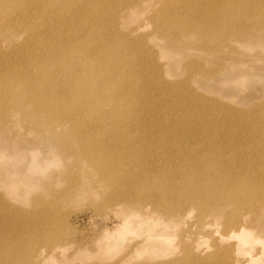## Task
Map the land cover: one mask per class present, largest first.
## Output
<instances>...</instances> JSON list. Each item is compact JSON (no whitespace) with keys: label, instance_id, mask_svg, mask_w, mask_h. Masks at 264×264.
I'll list each match as a JSON object with an SVG mask.
<instances>
[{"label":"rangeland","instance_id":"1","mask_svg":"<svg viewBox=\"0 0 264 264\" xmlns=\"http://www.w3.org/2000/svg\"><path fill=\"white\" fill-rule=\"evenodd\" d=\"M32 1V8L39 9V14H42L36 23L30 25L32 31L29 34L34 44H41L38 34L42 31L47 34L43 33L42 38L52 36L48 35V28L40 23L47 16V10H58L63 17L71 15V11L60 7L62 0H53L54 6L44 9L40 8L43 7V0ZM78 1L81 5L84 2L89 4L90 13L62 20L63 24L58 29L62 37L58 32L57 39H64V42L73 45L72 49L76 52L105 42L106 52H100L96 61L87 63L88 68L95 67L100 75L105 73L104 76L111 80L110 89L120 99L126 96L129 87L134 84L139 87L132 91V96L141 97V101L130 99L128 105L119 111V118H109L110 122L114 119L136 123L141 119L150 122L152 125L149 128L152 129L163 126L165 132L157 135L153 144L157 141L169 146L179 144L200 160L203 159L202 154L190 150L195 144L205 150L209 148L213 156L208 159L219 157L224 151L229 154V161L234 159L230 154L233 151L237 156L249 158L259 167L257 172L253 170L250 174L253 178V175L256 176L253 181L258 187L244 188L242 194L252 191L257 200L263 202L264 0L255 1L258 11L254 12L252 19L235 24L224 23L221 30L208 29L203 34L183 24L189 15L185 6L196 5L198 0H151L152 5L144 11L140 5L132 10L130 8L132 3L142 0ZM24 4L23 0H13L11 6L16 9ZM164 9L166 13L171 10L183 17H166ZM98 11L104 21L97 22L95 35L84 36L82 26L87 18L99 17L101 14L97 16ZM116 11L117 14L114 13ZM131 12L135 13L132 14L135 17L131 16ZM136 13L141 16L145 27L139 33L131 32ZM0 17L3 19L2 15ZM165 24L168 28L164 27ZM233 25L238 27L236 31L232 30ZM150 35L158 41V46L150 41ZM25 36L26 33L19 38L14 30L6 29L1 33L3 41L0 47L10 52L13 43H19ZM111 50L113 53L124 51L126 65L121 72L119 67H114L111 73H107L106 67L98 66L100 60L109 57ZM17 51L9 57L18 59V54L21 58L25 55ZM5 56L8 55L0 53V74L6 67L1 65L10 60L9 57L3 59ZM26 57L27 54L23 61L30 67L34 66ZM40 61L44 66L48 64L44 57ZM70 65L76 68L78 64ZM66 68L59 67L58 77L67 73ZM50 69L54 71L57 65L50 64ZM49 73V70L44 73L41 68L24 73L21 79L25 84H14L17 86L13 89V98L8 99L5 108L0 105V264H166L173 260H176L174 264H194L192 255L197 254L199 244L203 248L213 245L217 237L222 238L224 244L235 242L233 237L238 231L225 226L228 219L239 217L235 204L221 209L217 221H214L205 217L208 208H203L204 203L177 198L167 206L170 211L171 206H183L192 212L188 221L175 224L169 218V212L165 213L151 204L148 212L145 209L132 211L145 200L143 193L156 196V190L161 186L167 193L178 191L180 187H174L171 180L179 185L185 184V175L178 174L173 167L167 184L163 165L144 162L139 148L136 150L141 156L124 155L120 164H115L116 152L100 149L108 145L104 139L106 133L102 134V138L100 135L94 137L104 139L103 144L98 145V140L93 139L91 149L85 151L80 147V133L74 120L67 115L58 119L57 112L51 113L57 110L58 103L67 95H63L65 90L63 94H57L63 86L48 81ZM0 78L4 80V77ZM42 78L48 81L47 97L39 99L41 101L30 99L26 95L29 92L27 84ZM134 107H139L142 113L135 114ZM4 110L7 114L2 117ZM109 110H112L110 105H105V111ZM91 119L82 123L93 125L96 120ZM130 135L132 143L143 136L137 132ZM188 142L192 144H186ZM73 145L75 148H70ZM155 147H158V154L163 155V149ZM171 153L169 150L168 155ZM104 173H109L108 182ZM236 174L245 178L243 170H238ZM246 174L250 176L248 172ZM132 180L135 182L132 193L136 198L128 199L131 190L128 191L127 185ZM241 190L235 188L233 192L239 194ZM246 208L251 209L252 236L258 237L264 244V210L252 203H248ZM257 208L258 211L254 210ZM133 213L152 221L171 223L166 231L172 235L173 245L160 250L158 255L153 236L160 231V225H139L138 216L131 218L130 225L134 230L126 234L128 241L135 242L122 249L108 250L106 240L109 238H106L105 228L116 226ZM210 222L219 224V232L215 235H205L201 231L204 223ZM54 232L56 235H53ZM147 237L149 240H146ZM55 244L61 252L55 261L36 256L35 248L48 251ZM162 252L163 256L160 255ZM259 261L264 264V253Z\"/></svg>","mask_w":264,"mask_h":264},{"label":"bare ground","instance_id":"2","mask_svg":"<svg viewBox=\"0 0 264 264\" xmlns=\"http://www.w3.org/2000/svg\"><path fill=\"white\" fill-rule=\"evenodd\" d=\"M23 1L25 4L22 8L17 6L16 9H13L11 6L13 0H0V15L3 16V19L0 17V43L3 41L1 39V33L6 29L14 30L18 37H21L24 33H26V36L22 41L19 43H13V47L10 52H7L0 47V53L7 54L8 56L3 57V59H8L9 55L15 54L14 51L17 49V52L24 53V56L27 54L26 59L29 58L30 62L34 66H28L26 62L23 61L24 56L21 58L18 53V59L11 58V56H13L11 55L9 57V63H3L1 65L2 67L6 65V67L4 68L5 70L2 71L3 74H0V77H4V80H1L2 78H0V105L4 106L5 108L9 102L8 99L10 97L13 98V89L17 86L14 84H25L21 79V76L24 75V73H28L34 68H41L44 73L49 70L50 73L47 75H50V79L48 81L54 84L56 83L59 86H63L61 87L63 88L62 91L58 92L57 94H63L65 90L63 95H67L65 100L58 103L57 110L50 112H57L58 119L60 117V119H62L64 115H67L74 120V123H76V128H78L77 131L80 133V135L78 134V138L81 140L79 143L81 144V148L84 150L86 149L85 151H89L91 149L90 143L92 144L94 137L100 135L102 138V134L105 135L106 133L104 139L107 141L108 145H103L100 149H112L115 151L117 155L115 164H120L124 155L136 154L137 156H141V153L143 152L142 160L144 162H159L163 165L167 184H169L168 179L170 178L168 177L173 167L178 174L182 173L185 175V184L179 185L175 180H171V183L174 187H180L178 191H175L174 193H167L164 189V186H161L156 190V196H150L143 193L142 196L145 198V200L140 202L141 204L137 206L138 209H131L132 211H142L145 209L144 211L148 212L149 205L151 204L156 208H161L165 213L169 212L168 216L173 221L172 223L175 224L188 221L191 217L190 214L192 211L189 208H184L183 206L176 208L171 206L170 211L167 206L171 205L169 203L170 201H174V199L180 198L182 200H186L187 202L197 201L204 203L205 205L203 208H208L206 209L207 214H205V217L214 221H217L216 218L219 217V214H221V209L233 206V204H235L239 210V217L233 220L228 219L225 224L226 229L238 231V234L234 235L233 237L235 242H232L231 244H224L225 241L222 238L217 237L213 245H207L203 248V246H201L202 244H199L196 249L197 254L192 255L193 263L263 264L262 261H259V259L264 253V244H261V242L258 240V237L252 236L251 228L253 227V223L250 222L249 217V212L251 209H247L246 206L248 203H252L253 206L258 205V208H262L264 210V201L260 202V199L257 200L252 191L250 193L242 194L244 188L253 187L256 189L258 187L257 182L253 181L257 179L256 176L253 175L255 177L253 178L250 175L252 174L253 170L255 172L258 171V164L253 163V161H250L249 158L237 156L234 151L230 153L234 156L232 161L227 159L229 154L226 151L222 152L219 157L208 159L209 157L213 156L211 155L212 153L209 151V148L205 150L203 148L197 147L195 144L191 146L190 150L192 152L202 154L203 159L200 160L199 158L189 154L186 149L181 148V145L179 144L169 146L166 143L159 141L153 144L154 138L157 135H160L161 132H165L163 126H158L159 129H152L149 128V125H152L150 122H147L146 120L141 121V119L136 123L132 120L114 121V119H112L110 122L109 118H119V111H122V108L128 105L130 99H134L138 102L141 101V97H136L135 95L132 96V91L139 89L138 84H134V86L129 87L124 98H118L116 96L117 94H113L114 91L110 89L109 82L111 80L108 79L107 76H104L105 73L101 75L97 74L95 67L88 68L86 65L89 62L96 61L97 55L100 52H106V46L104 44L105 42H102L97 47H90L91 45H89L86 49L76 52L74 49H72L73 45L64 42V39H57V37L59 38V34L62 37L60 31L58 30L63 24L62 20L71 19L75 15L76 18H79L82 15L84 16L85 12L88 14L90 11V5L84 2L82 3V6L78 0H62L60 7L68 8V10L71 11V15H66L64 17L61 16V12L58 10H52L51 8L47 10V16L44 17L40 23L41 25H44L48 28V35L52 36L48 38H42L43 33L46 32L42 31V33L38 34V42L41 44H34V42L31 41V39H33L31 38L32 35L29 34L32 28L30 25L36 23L37 19H39L42 13L39 14V9L34 10L32 8V0ZM43 1L44 3L43 7H40L41 9L52 5L54 6L53 0ZM255 1L256 0H223L220 2V0H198L196 3L197 6L195 4H192L191 6L188 5V7L185 6L189 15L185 13L187 17H185V22L183 21V24L186 28L197 30V32L200 34H203L208 29L211 31H219L223 28L224 23L235 24L237 21L252 19L254 12L258 11ZM214 2L218 3L216 4ZM134 3H132L133 5L130 6L131 10L134 7L136 8L140 5L144 11L147 6L152 5L151 0H142ZM193 5L196 7H193ZM200 10L204 11L199 12ZM164 12L165 16L167 15L166 17H183H181L180 14L176 15V12L171 10L167 11L166 13V9H164ZM114 13L117 14V11ZM99 14L101 15L99 16ZM132 14L135 13L131 12V16L135 17V15ZM97 16H99L97 17L98 19H86V24L82 26L84 36L92 37L95 35L94 31L97 27V22L101 20L104 21L105 19L100 11L97 12ZM161 19L162 18L159 19V23ZM134 22L135 25L132 27L131 32L139 33L141 30L145 29L144 24L141 22V16L137 13L136 20ZM91 26L93 27L91 28ZM239 26L242 27L243 25ZM164 27L168 28V24H165ZM237 29L238 27L233 25L232 30L236 31ZM58 32L59 34L57 35ZM44 35L47 34L44 33ZM148 38H150V41L158 46V41L155 40L152 35H150ZM113 50H111L110 53H108L109 51L107 52L109 57H107L106 60L108 58L110 59L107 61L102 59L98 62V66L106 67L107 73H111L114 67H119L118 70L121 72V68H125L126 65L124 51L119 50L118 52L113 53ZM43 57L48 61V64L46 65L47 67L41 63L42 60L40 61V58L42 59ZM49 63L57 65V69L51 71ZM71 63H77L78 65H75L76 68H74L72 67L73 64L70 65ZM59 67H67V73L62 77H58L57 74L59 71H61ZM30 68L32 69L30 70ZM89 70H92L96 73H91ZM122 80H124V78H122ZM33 81L34 82H29L28 84L26 83L29 85V92H27L26 95L32 100L45 99L48 94V88L46 87V83L48 82L47 78ZM51 90L53 94H56L54 92L55 89L53 90L51 88ZM117 102L118 105H115ZM105 105H110V109L112 110L105 111ZM133 110L135 114L142 113L139 112V107H134ZM6 114V110L1 113L2 117H5ZM88 118H94L93 120H96L93 125L82 123ZM124 128H128L129 130H124ZM133 132L143 135L135 143H132L130 140V134ZM166 135L169 134L166 133ZM104 139H96V141L98 140L97 144H103ZM186 144L192 143L188 142ZM155 146H160V150L163 149V155H161L162 153L158 154V147ZM70 148L74 149L75 146H70ZM136 148H139L141 153L140 151L138 152ZM169 150L172 152L171 155L173 154L171 158H168V156H171L168 155ZM238 170H243L245 172V178L238 177L236 174ZM246 172H248L250 176H248ZM108 174L109 173H104L107 182L108 178H110L108 177ZM145 180H149V178L145 177ZM127 188L128 191L131 190V195L128 196V199L136 198L135 194L132 193L133 189L135 188L134 180L128 183ZM235 188H241L242 190L239 194H235L233 192ZM209 203H211L210 207ZM258 208L254 210L258 211ZM138 216L140 217L139 214L133 213L132 215L126 216L123 221H121L116 226H107L105 228L106 238H109L106 240V246L109 247L108 250L122 249L125 248L128 243L135 242L133 240L128 241L126 234L133 229V227L130 225L131 218ZM137 222L139 225L150 226L153 223L156 226L160 225V228L158 229L160 231L153 236V242L158 248V255L160 250L173 245L171 242L173 239L172 235L166 231L167 227L170 226L171 223H167L165 221L161 222L159 220L152 221V219L147 217H140L137 219ZM219 229L220 227L217 222H210L208 224L204 223L201 231L205 235H215L219 232ZM255 229L256 227L254 226V231ZM53 235H56V232H54ZM146 240H149V238L147 237ZM35 249L36 256L39 259L42 258L46 261L50 260L53 262L59 254L61 255V252L58 251V246L56 244L49 247L48 251L41 247ZM160 255L163 256L164 252H162ZM174 263H176V260L170 261L166 264Z\"/></svg>","mask_w":264,"mask_h":264}]
</instances>
